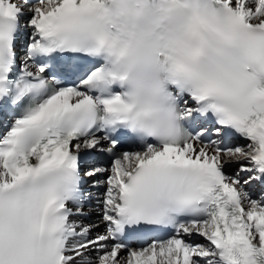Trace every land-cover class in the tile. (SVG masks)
Masks as SVG:
<instances>
[{"label":"snow or ice","instance_id":"obj_1","mask_svg":"<svg viewBox=\"0 0 264 264\" xmlns=\"http://www.w3.org/2000/svg\"><path fill=\"white\" fill-rule=\"evenodd\" d=\"M0 264H264V0H0Z\"/></svg>","mask_w":264,"mask_h":264}]
</instances>
